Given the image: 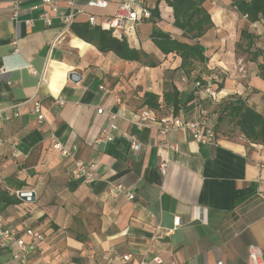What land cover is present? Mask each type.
<instances>
[{
	"label": "crops",
	"instance_id": "crops-1",
	"mask_svg": "<svg viewBox=\"0 0 264 264\" xmlns=\"http://www.w3.org/2000/svg\"><path fill=\"white\" fill-rule=\"evenodd\" d=\"M14 1L0 0V218L30 250L17 260L15 242L0 246V264H107L108 253L115 260L131 255L128 264H137L150 257L147 249L159 225L175 228L155 244L160 264H251V245L259 246L264 258V149L238 130L235 137L217 134V143L201 144L189 129L163 136L160 123L138 125L140 114L149 109L161 119L191 120L206 113L213 127L220 102L235 95L264 115V79L258 69L243 66L247 80L232 75L239 20L232 0L205 1L215 24L202 40L210 59L190 74L181 68V57L163 54L150 38L157 27L185 40L164 1L156 23L151 17L118 31L110 29V20L126 0H110L106 8L75 0L73 25L67 30L58 19L48 26L29 10L41 0H23L15 22ZM145 1L151 9L156 6V0ZM71 13L66 3L59 4L58 15ZM91 15L96 26L89 23ZM29 19L32 26L25 24ZM84 24L111 30L141 53L140 60L101 52L73 28ZM209 39L218 44L215 49ZM201 81L214 89L222 83L218 99L197 87ZM174 89L179 92L177 114L165 102ZM149 94L159 97L158 109L147 104ZM35 101L42 105V123L33 111ZM111 113L117 115L119 130L114 141L98 142ZM55 142L68 150L76 147L75 155L62 156ZM134 142L140 150L133 149ZM77 161L97 165L93 184L72 177ZM164 163L168 167L162 173ZM118 185L134 193V199L111 197V188ZM18 191L32 192L33 198L25 201ZM196 208L206 210V222L195 219ZM176 217L181 219L178 227ZM29 228L43 234L44 241L34 244L25 233Z\"/></svg>",
	"mask_w": 264,
	"mask_h": 264
},
{
	"label": "built area",
	"instance_id": "built-area-1",
	"mask_svg": "<svg viewBox=\"0 0 264 264\" xmlns=\"http://www.w3.org/2000/svg\"><path fill=\"white\" fill-rule=\"evenodd\" d=\"M110 0H89L88 5L95 8H106ZM66 3L71 9L72 13L68 16L58 15L59 4ZM24 8L23 0H15L11 5V17L15 22H19L20 14ZM74 9H75V0H41L38 3L31 4L29 10L32 12L38 13V20L42 21L44 24L51 26L58 19L63 25L64 30L69 29L73 25L74 20ZM152 17L151 8L147 5L145 0H126L119 4L114 16L110 20V29L115 31L118 30H128L134 28L136 25L142 23L145 20H148ZM89 23L92 26H96L97 19L94 15L89 17ZM25 24L32 26L34 21L32 19L26 20ZM13 45L16 47L17 41L13 42ZM18 49L14 50L13 54H17ZM29 69L30 66H27ZM2 72H5L2 69ZM197 87L200 84H196ZM103 89V87H101ZM205 93L212 100L218 99V92L211 86H207ZM34 113L37 115L38 122L42 123L44 120V115L42 112V105L39 101L34 102ZM104 110L100 109L99 113H103ZM16 116H18L16 114ZM1 119V114H0ZM110 124L103 129L102 137L98 142H112L114 141L115 132L119 130L116 119L117 115L111 113L109 115ZM144 123H160V134L167 136L170 132L178 130L181 128L189 129L193 138L196 142L201 144L208 143H217V133L210 123V118L206 113H203L200 118L195 117L191 120H185L182 118H177L175 116H170L166 118H159L153 111L147 109L140 114V120L138 122L139 126H142ZM52 137H55L54 135ZM259 149H264L263 144H254ZM163 146L170 150H177V147L170 143H165ZM54 147L57 151L61 153L64 157H73L76 152V147L72 150L64 148L60 142H55ZM134 150H140L141 146L134 142L132 145ZM168 167V163H164L160 166V171L165 173ZM96 170L97 165L95 163H87L84 161H77L76 168L72 173V177L75 180H82L85 184L91 185L96 181ZM120 194H124L128 200L134 199V193L128 192L126 188L122 185L113 186L110 190V196L113 198L118 197ZM17 196L27 195L28 199L33 198L32 192H23L18 191ZM195 219L201 222H206V210L196 208ZM181 225L180 217H176L174 220V227ZM175 229V228H174ZM174 229L163 230L162 226L157 227V233L151 237V242L147 249V253L150 254V257H143L137 264H160L162 259L159 255L156 254L155 244L159 238L169 235ZM26 235L33 239L34 244H38L44 241V235L38 231H35L31 228L26 230ZM15 242L17 244V249L13 252L14 259L20 260L23 259L22 254L29 251V246L25 241L19 236V232L15 229L5 227L2 219L0 218V246H7L9 243ZM104 260L107 264H128L131 261V255H123L115 260L111 254H106ZM249 260L251 264H264L263 252L259 246L251 245L249 248ZM23 264H36L29 260L22 261ZM223 264V263H219Z\"/></svg>",
	"mask_w": 264,
	"mask_h": 264
},
{
	"label": "trees",
	"instance_id": "trees-1",
	"mask_svg": "<svg viewBox=\"0 0 264 264\" xmlns=\"http://www.w3.org/2000/svg\"><path fill=\"white\" fill-rule=\"evenodd\" d=\"M164 1L173 10L174 26L183 31V38L180 40L173 38L155 27L151 34V40L165 55L174 53L181 57V68L190 74L194 71L196 64H205L210 56L207 54V48L202 43L203 38L209 30L215 27L211 14L204 7L206 0H156V6L151 9L152 17L156 19L155 23L161 19L159 4ZM232 6L236 11L250 23L251 28L257 27V24L264 22V0H232ZM151 8V7H150ZM79 37L95 45L101 52H113L118 57L127 61H139L141 53L132 49L125 39L119 40L113 36V32L107 30H97L89 24L73 26ZM241 39L246 38L247 44L241 42L243 50L241 53H247L250 61L254 62V71L258 69V75L264 79V63L258 64L263 59L264 50L258 45L257 38L260 34L254 33V30L245 28L241 30ZM257 63V65H256ZM253 65L252 63H250ZM199 87L205 89L211 85L198 82ZM213 87V85H211ZM222 83H217L215 90L222 89ZM147 104L152 109L159 108V97L153 94L147 95ZM167 106H173L175 114L179 111V92L174 89L172 94L165 95ZM218 121L213 125L217 133L218 127L233 125L234 129L250 141L251 143L264 145V115L259 113L253 106L249 105L248 99L242 96H232L229 99L220 102L218 107ZM217 127V128H216ZM240 196V193H237Z\"/></svg>",
	"mask_w": 264,
	"mask_h": 264
},
{
	"label": "rangeland",
	"instance_id": "rangeland-1",
	"mask_svg": "<svg viewBox=\"0 0 264 264\" xmlns=\"http://www.w3.org/2000/svg\"><path fill=\"white\" fill-rule=\"evenodd\" d=\"M233 7V6H232ZM232 11H236V9L233 7L231 8ZM239 15L238 17V34H237V41H236V55H237V65L234 66L233 71H232V75L236 78V79H241V80H247L246 76H242L241 73H243V68H247L246 64L248 65V69H250L251 67L253 68V66L255 67V65L253 64L254 62L250 61V56L247 53L242 54L241 50H243L241 47L239 48V46L243 40L244 44L248 42V40L246 38H240L241 37V30L243 29V26H245V28H250L252 30H254V33L259 34V32H261V34L259 35V37L257 38V43L258 45L262 48V50H264V22H260L257 24V27H253L251 28L250 23H248L246 21V19L244 17H242L239 13H237ZM208 45H211V49H215L217 47V45H213L214 41L212 39H209V41L207 42ZM244 52V50H243ZM263 60V59H261ZM249 63H252L253 65H250ZM257 65V63H256ZM244 66V67H243ZM248 75V74H247ZM233 77V78H234ZM217 128V127H216ZM217 134L219 135H223V136H227V137H235L237 135L236 133V129H234L233 125H225L223 124L222 127H218L217 129Z\"/></svg>",
	"mask_w": 264,
	"mask_h": 264
},
{
	"label": "water",
	"instance_id": "water-1",
	"mask_svg": "<svg viewBox=\"0 0 264 264\" xmlns=\"http://www.w3.org/2000/svg\"><path fill=\"white\" fill-rule=\"evenodd\" d=\"M20 198H22L23 200H28V196L27 195H24V196H20Z\"/></svg>",
	"mask_w": 264,
	"mask_h": 264
}]
</instances>
